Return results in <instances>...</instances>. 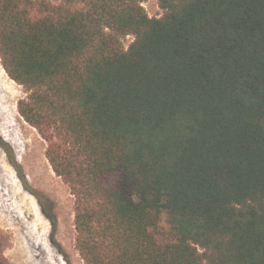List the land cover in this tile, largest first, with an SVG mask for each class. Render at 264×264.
<instances>
[{
	"label": "trees",
	"instance_id": "1",
	"mask_svg": "<svg viewBox=\"0 0 264 264\" xmlns=\"http://www.w3.org/2000/svg\"><path fill=\"white\" fill-rule=\"evenodd\" d=\"M144 1L0 0V62L75 198L76 248L264 264V0Z\"/></svg>",
	"mask_w": 264,
	"mask_h": 264
},
{
	"label": "rangeland",
	"instance_id": "2",
	"mask_svg": "<svg viewBox=\"0 0 264 264\" xmlns=\"http://www.w3.org/2000/svg\"><path fill=\"white\" fill-rule=\"evenodd\" d=\"M49 2L57 5L60 0ZM142 5L151 17L162 14L157 0ZM131 39L122 38L125 48ZM22 96L23 88L0 62V232L7 238L3 255L7 264H84L75 241V198L53 172L46 142L18 113Z\"/></svg>",
	"mask_w": 264,
	"mask_h": 264
},
{
	"label": "bare ground",
	"instance_id": "3",
	"mask_svg": "<svg viewBox=\"0 0 264 264\" xmlns=\"http://www.w3.org/2000/svg\"><path fill=\"white\" fill-rule=\"evenodd\" d=\"M0 99H1V98H0ZM1 113H2V111H1ZM0 115H2V114H0ZM3 115H4V113H3ZM3 115H2V116H3ZM27 235H28V234H27ZM36 240H38V239H36ZM37 242H38V241H37ZM34 244H35V243H34Z\"/></svg>",
	"mask_w": 264,
	"mask_h": 264
}]
</instances>
